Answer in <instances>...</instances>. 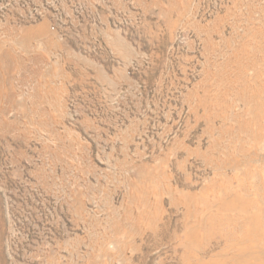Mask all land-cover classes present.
<instances>
[{
	"label": "rangeland",
	"instance_id": "obj_1",
	"mask_svg": "<svg viewBox=\"0 0 264 264\" xmlns=\"http://www.w3.org/2000/svg\"><path fill=\"white\" fill-rule=\"evenodd\" d=\"M263 215L264 0H0V264H261Z\"/></svg>",
	"mask_w": 264,
	"mask_h": 264
},
{
	"label": "bare ground",
	"instance_id": "obj_2",
	"mask_svg": "<svg viewBox=\"0 0 264 264\" xmlns=\"http://www.w3.org/2000/svg\"><path fill=\"white\" fill-rule=\"evenodd\" d=\"M203 197V196H202ZM242 197V196H241ZM182 198H184V197H182ZM224 198V197H223ZM239 198V197H238ZM193 199V198H192ZM221 199H222V197H221ZM246 199V198H245ZM183 200V199H182ZM220 200V199H219ZM242 202V201H241ZM204 204H205V202H204ZM250 204H251V202H250ZM222 205H223V210H225V211H227V210H230V211H237V213H236V215L234 214V216H232L233 218H231L230 216L229 217H227V216H223V217H221V214H219V213H215V214H213L212 216H211V218H210V223H211V225H215V224H217V223H219L220 221H221V223H225L226 224V226L228 225V226H230V225H234V224H240V221H241V219L242 220H244V221H246V223H247V226H248V230H243L244 232H246L247 233V235L252 231H254V227H253V224H254V222H255V231H257L258 230V227L259 226H257V216H255V218H254V216H250L249 214H248V210H247V207H246V205H245V203L244 204H240V203H238V202H233V203H228V202H222ZM259 205V204H258ZM209 206H210V204H209ZM209 208V207H208ZM219 208H220V206H219ZM257 208V207H256ZM207 209V208H206ZM213 210V209H212ZM211 210V211H212ZM214 211V210H213ZM212 211V212H213ZM220 211V210H219ZM217 212V211H216ZM226 213V212H225ZM220 215V216H219ZM264 216V215H263ZM261 218V217H260ZM260 218H259V220H260ZM263 218V217H262ZM261 218V219H262ZM200 220H201V218H200ZM194 225V224H193ZM204 225V223H203V221H199V224H197L196 226H192V227H190V229L187 231V236H188V239H187V241L188 240H191L193 243L195 242V240L197 239V234H196V232L197 231H199L198 229H197V226L198 227H200V228H202V226ZM250 225H252V227L253 228H251V229H249L250 227ZM262 225H263V223H262ZM225 226V227H226ZM196 227V228H195ZM241 237V236H240ZM254 237V236H253ZM252 237V238H253ZM237 239V238H236ZM186 241V242H187ZM186 242L184 243V244H186ZM244 242H246V237L245 238H241V239H239V240H237V243H239V244H244ZM189 248H191V247H189ZM257 251H260V252H262V253H264V248H262V249H260V250H257ZM256 251V252H257ZM239 257H241V256H238V257H236L235 259H238ZM255 259H258V260H260V262H261V264H264V260H263V258H262V256H260L259 254H257L256 253V255H255ZM185 263H186V261H184ZM237 262H238V264H242V262H243V260H237ZM213 263H216L217 264V262H215V261H213ZM196 264H205L204 262H198V263H196Z\"/></svg>",
	"mask_w": 264,
	"mask_h": 264
}]
</instances>
